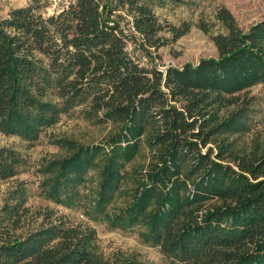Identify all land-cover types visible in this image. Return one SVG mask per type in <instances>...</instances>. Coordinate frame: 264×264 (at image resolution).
Here are the masks:
<instances>
[{"label": "trees", "instance_id": "1", "mask_svg": "<svg viewBox=\"0 0 264 264\" xmlns=\"http://www.w3.org/2000/svg\"><path fill=\"white\" fill-rule=\"evenodd\" d=\"M39 1L0 16V128L37 138L59 112L48 101L52 91L64 106L83 105L89 120L112 127L98 143L67 140L70 154L47 166V195L76 202L95 169L96 214L113 227L139 225L143 239L173 261L264 264V152H241L229 140L251 128V101L241 95L264 85V19L243 30L219 8L226 29L212 35L219 56L163 71L131 53L129 39L154 60V51L191 30L190 22L164 24L156 7L190 0H70L48 15ZM233 106L242 107L224 116ZM24 162L0 147V178L17 175ZM128 177L127 203L109 214ZM24 210L17 203L0 221V264H107L95 229L47 212L41 229L19 233Z\"/></svg>", "mask_w": 264, "mask_h": 264}, {"label": "rangeland", "instance_id": "2", "mask_svg": "<svg viewBox=\"0 0 264 264\" xmlns=\"http://www.w3.org/2000/svg\"><path fill=\"white\" fill-rule=\"evenodd\" d=\"M32 0H0V16L5 17L8 12L19 6H25ZM39 11L48 15L51 13L46 0L39 1ZM225 7L234 15L238 25L248 30L253 24L264 19V0H190L185 3L168 2L164 6H157L156 13L164 24L181 25L191 23V30L177 40H169L158 51L153 52L154 60L145 51L138 48L136 39H129L128 49L138 59L149 65H156L166 71L170 66H182L187 62L198 63L205 57H218L219 52L212 35L226 32L221 22L216 18L219 8ZM208 23L212 26L210 33L204 32L199 24ZM129 27V26H128ZM133 31V30H131ZM164 38H171V34L164 30ZM241 99H249L250 130L230 136L236 149L241 152L262 154L264 152V85H256ZM59 112L55 119L42 125L37 138L6 132L0 128V147L6 146L17 150L24 158V165L17 175L0 178V221L7 218L8 211L17 203H22L28 214L19 233L28 234L43 227L45 214L49 212L55 217H65L74 224L96 230V250L107 264H115L123 259H137L155 264H182L164 255L159 246L146 242L140 235L139 225L130 228H119L110 225L103 216L96 214L91 207L92 199L97 191L98 174L91 169L85 182L80 186L81 196L76 202L67 203L57 201L47 195L52 184L45 182L52 177L47 166L56 159L65 158L70 154L67 140H75L80 144L98 143L109 135L112 127L89 120L83 105L67 107L62 100L51 92L49 99ZM244 105V104H243ZM224 110L227 116L235 108ZM140 157L136 162H144ZM133 164L127 167L131 171ZM133 182L128 177L117 191L115 199L108 205L107 212L114 214L120 211L129 199L127 193ZM118 264V263H117Z\"/></svg>", "mask_w": 264, "mask_h": 264}, {"label": "built area", "instance_id": "3", "mask_svg": "<svg viewBox=\"0 0 264 264\" xmlns=\"http://www.w3.org/2000/svg\"><path fill=\"white\" fill-rule=\"evenodd\" d=\"M49 5V10L54 12L55 10L59 9L60 7L67 5L70 3V0H46Z\"/></svg>", "mask_w": 264, "mask_h": 264}]
</instances>
